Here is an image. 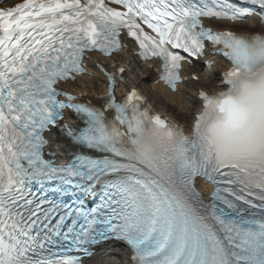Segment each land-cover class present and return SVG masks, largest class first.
<instances>
[{
  "label": "bare ground",
  "instance_id": "1",
  "mask_svg": "<svg viewBox=\"0 0 264 264\" xmlns=\"http://www.w3.org/2000/svg\"><path fill=\"white\" fill-rule=\"evenodd\" d=\"M243 27L244 30L241 31V33H247L248 30L251 29H255L252 32L264 33V27H259L254 23H247ZM127 61L129 62L131 60L128 59ZM222 65L223 64L221 63L219 64V66ZM130 67L131 72L127 74L125 84L120 86L121 91H123L127 86H133L140 89V85L143 81L142 77L137 76L136 72L133 70L134 65L132 63ZM188 72L191 71L188 70ZM142 75L148 79L152 78L148 72L143 71ZM189 85L190 86L183 87L177 94L173 95L166 93L160 86L152 84L151 87H149V90L154 92L158 98L155 99L154 97H149V100H152V102L150 101V104L156 110H159L160 112L170 116L180 126H190L192 115L199 110L198 102L195 99V89L206 87L208 89H212L215 92L221 90V88H216V85L204 82L202 80H200L198 84L191 83ZM68 87L71 91L83 96L104 95L105 93V82L97 72H94L93 78L77 79L73 84H68ZM141 92H143L145 97L148 96L147 89H144V91L142 90ZM156 103L161 105V107H156ZM53 145L59 146V144L54 143ZM121 256H126L122 249L109 248L100 251V253L91 258L87 264H123L122 261L118 262L117 260Z\"/></svg>",
  "mask_w": 264,
  "mask_h": 264
},
{
  "label": "rangeland",
  "instance_id": "2",
  "mask_svg": "<svg viewBox=\"0 0 264 264\" xmlns=\"http://www.w3.org/2000/svg\"><path fill=\"white\" fill-rule=\"evenodd\" d=\"M138 73L140 74V72H138ZM146 86H147L146 82H144V83H142V85H140L141 89H145ZM147 95H148V97H153V95H152L151 92L148 93ZM154 98H155V97H154ZM155 99H156V98H155ZM150 101L152 102V100H150ZM154 103H155V102H154ZM155 105L161 107V105H159L158 103H156Z\"/></svg>",
  "mask_w": 264,
  "mask_h": 264
}]
</instances>
